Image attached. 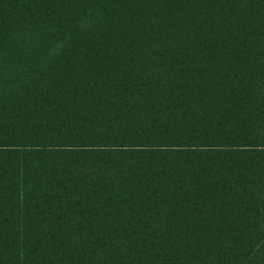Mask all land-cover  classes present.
<instances>
[{
    "label": "trees",
    "instance_id": "trees-1",
    "mask_svg": "<svg viewBox=\"0 0 264 264\" xmlns=\"http://www.w3.org/2000/svg\"><path fill=\"white\" fill-rule=\"evenodd\" d=\"M0 264H264V0H0Z\"/></svg>",
    "mask_w": 264,
    "mask_h": 264
}]
</instances>
